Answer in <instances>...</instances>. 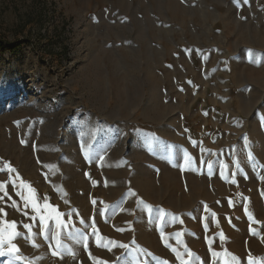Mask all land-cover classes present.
<instances>
[{"label":"rangeland","instance_id":"374dc122","mask_svg":"<svg viewBox=\"0 0 264 264\" xmlns=\"http://www.w3.org/2000/svg\"><path fill=\"white\" fill-rule=\"evenodd\" d=\"M262 122L264 0H0V167L16 169L0 181L18 186V173L41 205L47 197L71 218L59 231L74 257L53 256L40 235L38 248L15 240L41 257L33 264H97L89 252L108 264H180L172 248L187 260L185 246L191 264H213L210 247L240 264L264 257ZM115 155L124 172L107 177ZM137 165L155 174L151 190ZM18 191L9 183L0 201L6 219L39 232ZM97 235L128 248L109 251Z\"/></svg>","mask_w":264,"mask_h":264},{"label":"snow or ice","instance_id":"6c2138e0","mask_svg":"<svg viewBox=\"0 0 264 264\" xmlns=\"http://www.w3.org/2000/svg\"><path fill=\"white\" fill-rule=\"evenodd\" d=\"M249 54L251 55L252 50L249 49ZM262 125H264V122H262ZM247 137L245 136V140ZM24 143V141H21ZM195 143V142H193ZM204 151V149H202ZM185 163L189 166H191L193 162V158L185 152L184 155ZM248 159L253 160L254 157L252 153L249 151L248 153ZM236 167L239 169L240 164L237 161L236 162ZM260 167H264V165H260ZM5 169L8 170L9 173L16 172V169L11 166L10 163L4 162L3 167H0V171H4ZM209 171H211V162H209ZM16 179H19V185H16L15 179H13L11 176L9 177V181L4 182L0 181V192L3 193V195H0V201H4V197L7 195V185L11 183L13 187H18L20 191L17 192V195H20L21 198L24 201V206L25 208L31 207L34 213L32 217V220H36L37 216L39 218L40 222V231L39 232H34L33 227L31 224H23V228L26 229V233H21L18 230L17 227V222L16 221H8L6 219L7 213L5 212V209L0 207V214H3L5 219H0V257H6V262L5 264H33L34 259H41V257H25L21 251L20 247L17 243H15V240L17 238H23L26 241H31V245L33 247H40L39 244L35 242V237L37 235H40L43 237L45 241L49 242V248L52 251L53 256H58L61 259H63L64 251H67L69 255H72L73 257L75 256V253L71 249H66L62 239H61V232L59 229L61 228H68V226L71 224V218L69 217V220L65 222L61 217H63L65 214L58 211V208L56 206H52L48 203V198H44V203L41 205L38 201L37 195H36V190L31 187L30 183L22 180L19 178V174L17 173ZM261 179H264V177H261ZM235 183V181H233ZM27 194H25V191ZM135 195V193H132ZM93 204L96 203L95 200L92 201ZM14 209L17 208V203L16 201H12L11 205ZM42 209L46 211L47 214H44L42 212ZM149 211L152 210V206H148ZM245 211L248 213L247 207L245 206ZM158 219L163 221L165 215H167L166 211L163 209L158 210ZM27 215V213H25ZM249 219L252 220V216L250 213H248ZM50 219H55V225H56V231L49 232L48 228V221ZM175 219V217H173ZM83 222V221H81ZM256 223H259L258 221ZM96 229L93 227V234H96ZM249 231L252 232V234L256 235V229H253L251 226L249 228ZM177 236L180 235V233L176 234ZM221 239H224L223 233H220ZM161 237H164V232L161 230ZM106 238L97 235V244L98 246H103L105 248H108L109 251H111L110 246H115L118 245L121 248H128V245L112 241L111 239H107L106 243H101L104 241ZM52 241L55 242V247L53 248V244L51 243ZM82 242L84 244V247L87 248V237L84 236L82 237ZM209 244L211 245V241H209ZM172 251L176 254L177 259L180 261V264H191V258L195 255L190 249H188L185 246V253L188 256L189 259H184V254H182L180 251H178L176 248H172ZM209 251L211 253V256L213 258V264H216L217 260H222V264H240V258L236 256L235 254L227 251L226 249L222 251H216L213 250L211 247L209 248ZM89 257L93 259L94 262H97V264H108L107 261L100 260L99 258L92 257L91 253L89 252ZM163 264H168L167 261H164ZM202 264V262H201ZM247 264H264V257L261 258H254L251 254L248 255L247 257Z\"/></svg>","mask_w":264,"mask_h":264},{"label":"bare ground","instance_id":"6f19581e","mask_svg":"<svg viewBox=\"0 0 264 264\" xmlns=\"http://www.w3.org/2000/svg\"><path fill=\"white\" fill-rule=\"evenodd\" d=\"M222 14V13H221ZM94 54V53H93ZM96 62V61H95ZM98 62V61H97ZM236 63V62H235ZM144 66V65H143ZM150 66V65H149ZM142 68V67H141ZM145 68V67H144ZM85 70V69H84ZM233 70H234V73H236V69L234 68V64H233ZM116 71V70H115ZM118 73V72H117ZM147 73V72H146ZM110 74V73H109ZM149 75H150V78L152 77V78H154L153 80H156L155 82H154V85H159V78L155 75V73H153L152 71H151V69L149 70ZM97 76V75H96ZM100 76V75H99ZM99 76H97V77H99ZM118 76V75H117ZM89 77V76H88ZM234 77H235V74H234ZM102 78V77H101ZM151 78V79H152ZM98 79H100V78H98ZM234 80V79H233ZM152 81V80H151ZM97 82V81H96ZM116 82V81H115ZM114 82V83H115ZM98 84V83H97ZM113 84V83H112ZM116 84V83H115ZM114 84V85H115ZM119 85V84H118ZM151 85V84H150ZM117 86V85H116ZM159 87V86H158ZM93 88V87H92ZM116 88V87H115ZM118 88H119V86H118ZM117 88V89H118ZM155 88V87H154ZM153 88V89H154ZM113 90H114V88H113ZM124 89L122 88L121 89V87L119 88V92H118V97H120L121 96V93L123 94L124 93V91H123ZM160 91H158L157 90V88L156 89H154V92H153V94H155V96L157 97L156 98V100L154 101L155 102V104H153L152 105V107H153V111L154 112H156V113H158V109L157 108H159V109H161V106H160V101H159V95L161 94V93H159ZM94 93V92H93ZM149 96V98H152V96H150V95H148ZM123 98H124V94H123V96H122ZM121 97V98H122ZM244 98V97H243ZM116 99H119V98H116ZM161 101H162V98H161ZM239 101H241V100H239ZM244 101V100H243ZM120 102V101H119ZM148 103H149V101H148ZM153 103V102H152ZM163 103V102H162ZM123 104V103H122ZM121 104V105H122ZM149 104H151V103H149ZM164 104V103H163ZM151 107V108H152ZM162 107H163V105H162ZM246 109V108H245ZM152 110V109H151ZM162 110V109H161ZM160 110V111H161ZM127 111V110H126ZM161 112H163V111H161ZM158 115V114H157ZM160 115V114H159ZM126 118H128V119H131V115H130V113H128V115H126L125 116ZM119 140V139H118ZM120 144H122V145H124L125 144V141H120ZM138 149H140L141 151H143L144 150V148H140V146H139V148ZM134 150V149H133ZM174 151V150H173ZM156 152V151H155ZM158 155H167V153L168 152H166L165 150L164 151H162L161 149L160 150H158ZM154 154V153H153ZM169 154H171V153H169ZM117 155V154H116ZM116 155L113 157V158H111L110 160V162H111V167H109V168H111V171L110 172H108L107 170H105L104 168H102V171L103 172H105L104 173V175H106L107 177H113V178H115V177H118L121 173H123L124 171H123V167L120 165V164H117V161L114 163V162H112V160L113 159H121V157H116ZM157 156V155H156ZM170 156V155H169ZM181 157V156H180ZM171 158H172V156H171ZM120 159H119V161H120ZM158 159H161V158H158ZM161 161H163V160H161ZM185 161V160H184ZM160 164V163H159ZM161 164L163 165V170H161V172L163 173V175L164 176H166L167 175V170H166V168H165V165H166V163H162L161 162ZM179 165V164H178ZM104 169V170H103ZM136 169V168H135ZM137 170L138 171H136V174H142L143 173V177H145L144 179H147V185H148V187L146 186V188H148L149 190H151L150 188H154L155 186H156V184L154 183V181H153V179H154V176H155V174L153 173V172H151L149 169H148V166L146 167V166H140L139 167V165H137ZM112 178V179H113ZM145 185H146V182L144 183ZM144 184L142 185V186H144ZM145 188V187H144ZM157 188V187H156ZM149 192V191H148ZM147 224V223H146ZM144 225V224H143ZM148 225V224H147Z\"/></svg>","mask_w":264,"mask_h":264}]
</instances>
